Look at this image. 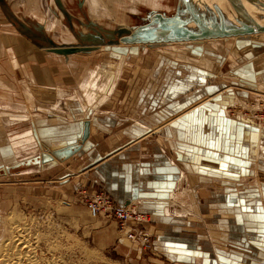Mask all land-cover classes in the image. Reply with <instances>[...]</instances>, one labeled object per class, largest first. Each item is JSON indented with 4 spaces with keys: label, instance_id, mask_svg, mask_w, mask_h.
I'll list each match as a JSON object with an SVG mask.
<instances>
[{
    "label": "crops",
    "instance_id": "1",
    "mask_svg": "<svg viewBox=\"0 0 264 264\" xmlns=\"http://www.w3.org/2000/svg\"><path fill=\"white\" fill-rule=\"evenodd\" d=\"M6 1L33 26L44 25L56 43L69 44L56 40L47 20H41L49 0ZM92 1L101 10L109 2ZM150 1H143L148 12L170 15L177 6L176 0H158L156 7ZM2 23L0 16V169L9 168L10 174L13 165L32 161L11 176H37L33 182L39 190L75 203L77 191L103 192L115 206L149 215L155 226L142 225L155 246L151 262L264 264V127L232 120L219 99L187 111L205 92L226 85L229 75L246 87L250 84L243 80L256 83L253 90L264 89V46L247 53L238 44L233 57L227 51L221 61L212 58L217 72L212 75L191 63L161 68L160 58L138 45H123L113 51L119 57L104 62L92 56L96 61L83 63L80 53L65 58L44 52ZM220 75L226 82L215 79ZM87 121L90 137L80 152L40 166L44 148L75 145ZM24 168L33 169L29 174ZM236 213L244 231L231 242L234 231L221 227L227 221L226 227L234 228ZM115 223L101 221L108 243L114 241ZM212 235L223 244L214 243ZM118 245L123 252L142 254L140 247Z\"/></svg>",
    "mask_w": 264,
    "mask_h": 264
},
{
    "label": "rangeland",
    "instance_id": "2",
    "mask_svg": "<svg viewBox=\"0 0 264 264\" xmlns=\"http://www.w3.org/2000/svg\"><path fill=\"white\" fill-rule=\"evenodd\" d=\"M82 1L83 0H70V1L68 0L67 2L64 3L67 9L69 10L70 14L71 13L74 14L76 17H78V19L82 20L84 23L86 21L85 18L83 17V13H86V15L89 17L91 21L102 23L103 27L110 30H114L117 26L129 27V26L142 25L143 19L145 16H147L148 13L146 9L150 8L145 4H143L144 0H122L121 2H117L116 0H113L111 2L110 0H108L109 2L107 3L106 1H104L103 5L104 7L106 6V9L103 8L102 10L100 9L99 6L97 7L98 4H94L92 0L90 1L87 0L85 1V3H83ZM190 1L191 3L193 2V0ZM150 2L151 4L154 3L155 5L154 7H156L159 3L158 0H152ZM175 3H177V6H175L173 13L170 14V16H172L178 11L177 7L179 5L182 6L183 8L182 5L183 0H176ZM245 6L249 8V2L245 1ZM131 9H133L134 11L139 10V12L137 11H136L137 13L134 11L130 12ZM54 11L57 12L58 16L57 15L55 16V14H53ZM124 11L126 13H123ZM128 11L130 12V14ZM168 11L171 10L168 9L167 12ZM44 15L46 16V18L44 17ZM0 16L3 22L2 24L3 25L6 24V26L9 27L8 28L9 32L17 33L19 35L17 30H15V28L9 24L6 17L3 15L1 9H0ZM263 16L264 15H262V17ZM41 17H42L41 20H47L46 29L50 31V33L54 36L56 40L58 39L59 41L68 42V43L75 41L72 31L70 30V28H68L67 19L58 10V8L54 3V0H49V2L44 3L43 15ZM74 26L77 30L85 31V29L82 28L77 23L76 20H74ZM24 42L27 43L25 40ZM190 43L193 42H188L183 44L190 45ZM238 44L239 46L240 44H242L243 46L244 42L240 40H238L237 42L235 41V44L233 42L232 47L237 46ZM169 45H174V44H169ZM162 46L163 45H159L158 47H155L153 45H147L145 51L156 55V49H159V47ZM190 46L191 47L194 46L193 48L196 49L204 46V49L206 51L200 50L199 53H201V55H203L202 51L206 53V55L204 54L205 59L210 63L211 68L209 69L206 66V64L199 63V61L198 62L191 61L192 63H194L191 64L195 66L201 65L202 68H205L207 69V71L216 74L217 73L215 71L216 64L213 63L212 58L218 61V58L227 55L226 52L227 46L225 47L224 44L222 45L212 44L211 42H205L199 45L194 44ZM119 47L123 48L124 46L123 45L101 46L98 49V51L86 53V55L82 53L78 55L82 57L83 63H87L91 61L92 58H94L92 56H95L99 60L104 62V60H106L107 58L119 57L113 54V51H116V49H119ZM43 51L45 52L46 50ZM88 54H90L91 56ZM157 57L160 58V60H162V61L159 60L161 68H165V69L169 68L170 62L171 63L173 62L174 63L173 65L181 64L187 66L188 64V63L182 64V62L180 63L181 60H177V59L171 61L170 59H167L166 57L160 54ZM92 61H96V60H92ZM222 78L225 77H222V75H220L215 79L217 80L221 79L223 82H226ZM227 89L229 90L225 91ZM246 89H249L252 92H254L253 90L254 87L250 88V86H248V88L247 87L241 88L238 84L236 85V83L234 82L232 83L228 81L226 85H224L218 91L212 92L213 91L212 90L207 94L205 92L203 96L200 95L201 97L195 100V103L199 102L198 105L196 106V104H194V106L190 107V110L188 109L187 111L189 112L191 111V109H193V107L196 108V107L204 106L205 104L210 106L211 103L217 102L221 92L235 93V94H239V96H243V99L244 97L247 98L246 93L248 90ZM49 92L50 93H48L47 96L49 97L48 99L51 98L53 99L54 98L53 91L50 89ZM256 93L260 94L259 92ZM40 94L43 93L41 92ZM113 99H118V96L117 97L114 96ZM233 111H237V110H233ZM230 114L231 113H229V116H231ZM88 115L89 117H91L90 114ZM46 149L49 150V148L47 147L44 148V151L42 152L41 156L46 154L47 152ZM39 154L40 153H38V155ZM37 161L42 167L46 165L42 163L40 156ZM25 162L30 163L32 161L26 160ZM25 162L23 161L18 163L17 165H13L12 166L13 170L15 172L19 171L17 170V168H19L21 165L27 164ZM32 169L24 168V171H27V173L30 174ZM14 171L12 173L10 172V174L3 173V175L10 176L8 179L5 180L0 179V220L3 221V223H0V234H2L4 238L10 236V231L5 230L6 225L8 224L7 222L8 220L6 219V217L14 210L13 216L16 217L17 219H19L18 216H20V222L24 231L23 234H25V236L27 237L26 239L29 241V244H31L33 249L32 254H30V259L32 260V262H30L31 264H157L155 262H151L150 260L152 259V255L154 253L153 251L155 247L153 245L154 244L153 238H151L153 245L151 247V250L150 249L145 250L144 249L145 247L142 246L138 241L134 243L130 239H128L127 235L124 232L120 231L121 228L119 225H118L119 227L117 226L115 220L109 217H104L102 215L96 218L88 213V209H86L87 206L84 199H85V195L90 196L91 194H89L87 190H83V191L80 190L76 192V198L79 201L77 203L73 201L71 202L70 200H68L69 198L66 199L63 196L51 197L50 195L48 196V192L46 193V191L43 190V188L42 190L44 191V193L41 189L39 190V188H41L39 184L33 182L34 178H38L37 176L27 175L25 176L26 178L15 180V176H11L14 174ZM3 175H1L0 178L3 177ZM99 193L104 194L103 192H99ZM65 202L68 203L69 205L65 204ZM134 211L147 216L146 224L148 225L151 224V226H155L153 223L154 221L153 218L151 217L149 218V215L137 210ZM101 221L106 223L107 222L115 223L116 233H115V238H112L114 241L110 243L106 241V237L104 233L101 232L102 230ZM240 221H241V216L240 214L237 215L236 213L233 221V224H235L234 228L228 225L226 227L225 224H228L227 221L226 223H223L224 227H221L223 229L225 228L226 230L231 229L232 233L234 231L233 233L234 239L232 241L230 240L231 242L238 241L240 238L239 233H242V231H244L242 227L238 226ZM204 222L206 224L208 221L204 220ZM205 224H203V227ZM143 226L144 225L142 224L137 226V230H139L141 233L147 231V230H143ZM210 238L214 243H218V244L221 243L219 245L223 244V242L217 241L218 239L217 235H212L210 236ZM253 240H258V239H253ZM225 241H228V239L225 238ZM118 242L121 244L127 243L133 249L140 247L142 249V252H140L142 253L141 256L140 255L138 256V254L136 255L134 252L131 253H128L127 251L123 252L120 249ZM236 245L244 248L243 249L244 253L248 252L246 251V249H249V247L247 246L245 247L244 243H238ZM210 253L211 252H206L205 257L210 258L209 257L210 255L207 256V254ZM141 257H145V259H147L148 262L145 263L141 261L140 260Z\"/></svg>",
    "mask_w": 264,
    "mask_h": 264
},
{
    "label": "water",
    "instance_id": "3",
    "mask_svg": "<svg viewBox=\"0 0 264 264\" xmlns=\"http://www.w3.org/2000/svg\"><path fill=\"white\" fill-rule=\"evenodd\" d=\"M202 1L196 0L195 5V3L189 4L190 0H183V8L179 5L178 11L172 16L160 11H150L144 17L142 25L117 26L114 30H110L91 21L86 13H83L86 21L84 23L74 14H70L63 0H54L58 10L67 19L68 28L73 33L75 41L69 44L56 43L46 32L44 25L33 26L28 20L22 19L14 13L6 0H0V9L9 24L21 36L35 44L39 49L43 48L49 53L65 58L76 53L95 52L101 46L119 44L145 46L159 43L200 42L206 39L243 37L264 33V16L262 17L264 9L254 12L252 15L249 11H252V8H245L243 5L246 1L251 5L253 4L257 9L260 6L264 7V0H241L240 2L228 0L235 11L242 13L244 21L248 22L246 26L239 22V25H230L228 18L229 15H232L231 9L227 8L223 1L205 0L203 5L201 4ZM207 3H210L211 6ZM74 20L85 31L77 30L74 26ZM192 23L196 24V29ZM89 126L90 122H85L84 132L80 140L75 145L54 150L49 154L50 160L62 162L80 152L89 139Z\"/></svg>",
    "mask_w": 264,
    "mask_h": 264
},
{
    "label": "bare ground",
    "instance_id": "4",
    "mask_svg": "<svg viewBox=\"0 0 264 264\" xmlns=\"http://www.w3.org/2000/svg\"><path fill=\"white\" fill-rule=\"evenodd\" d=\"M198 1H201V0H198ZM220 1H223L224 5L227 8L231 9L230 13L232 15H229V18H228L229 23H230L231 26L239 25V23L246 26V24L248 22L244 21V16L242 15V13H239L238 11H235L232 8V6L230 5L228 0H220ZM238 1L240 2L241 0H238ZM205 2L206 1L203 0L201 4L203 5ZM190 3H191V1L189 2V4ZM194 3L196 5V3H197L196 0H193V2L191 4H194ZM207 5L211 6L210 3H207ZM243 5H244L245 8H247V6H245V2L243 3ZM249 8L250 9L252 8V11L249 10L252 15L254 14V12H259L260 9H264V7H258L256 9V7L253 4L252 5L249 4ZM253 10H255V11H253ZM168 16H170V15H168ZM192 24L194 26L196 25L194 23H192ZM238 40L244 42L243 46L241 48H239L238 50L245 51V52L248 51L247 53H249V52H251L250 50L252 48H256L257 47L259 49V48H261V46H264V33L255 34V35H247V36H243V37H239L238 36V37H232V38L206 39V40H203V41H200V42H194V41H188V42H193V43H190V45H194V44L199 45V44H202V43H205V42H211L212 44H220V45L224 44L225 47L227 46L226 52L227 51L231 52L232 53L231 56L233 57L234 56L233 51H232L233 50V47H232L233 46V42L235 44V41L237 42ZM188 42H186V43H188ZM119 45H124V44H119ZM159 45H163V46L159 47V49H156V55L157 56L159 54L163 55L164 57H166L167 59H170L171 61H174V59L175 60L176 59L177 60H181L180 63L182 62V64H185V63L190 64L192 62H198L199 61V63L206 64V66L209 69L211 68L210 67V63L205 59L206 53H204V51H202L203 55L205 54L204 56L201 55V53H199L200 50H205L204 46L199 47L198 49H196V48H193L194 46L191 47L189 44L185 45L183 43H178V42H176V43L174 42V45H169L167 43H159V44H155L153 46L158 47ZM241 45L242 44H240V46ZM138 46H140V45H138ZM165 46H167V47H165ZM140 47H145V46H140ZM247 57H250V55L247 54ZM218 61H221V59L218 58ZM222 61H224V60H222ZM257 62H259V61H257ZM192 64H194V63H192ZM212 75H214V73H212ZM233 76L230 75V76L227 77L228 79H226V78L225 79L227 81H229V82H232V83L234 82V83L238 84L241 88H246V86H245L246 84L245 83L243 84V83L239 82L240 79L238 80V79L235 78V76L234 77ZM243 81L247 82V84H250V85H248V86H250V88H253V87L257 86L256 83L253 84V82H251L249 80L248 81L247 80H243ZM228 90L229 89H227L225 91H228ZM246 90H248L247 93H246V96L249 95V98H245L244 97V99H243V96H239V94L222 93L221 92V94L219 95L220 97H219L218 101L220 102L221 107L223 109H226L225 113H226L227 116H229V113H231V111L228 110V109L229 108L231 109V108L234 107L232 110H237V111H232V112H233V114H235V116H239L240 120H242L246 124H252L254 126L256 125V126L264 127V116L258 115L261 112L262 108L264 107V93H263L264 89H259L260 91L259 90L258 91L254 90V92H252L249 89H246ZM255 91L259 92L260 94H257ZM250 98H253V99H250ZM255 111H256V113H254ZM246 118L247 119L253 118V119L259 120L261 125L254 124L253 122H250V121L248 122V121H246ZM231 119L234 120V121L235 120L239 121L238 117H234V118H231ZM87 122H90V121H87ZM142 128H146L147 129V127H145V126H142ZM255 141L256 140H253L254 144H252V145H254L256 147L258 144L256 143L257 141L256 142ZM53 151L54 150L49 149V150H47L46 154L40 156L41 161L43 160L42 161L43 164H46V163H49V162H53V160H50V156H49V154H51V152H53ZM55 162H58V161L55 160ZM59 163H61V162H59ZM3 170H4V172H3L4 174L9 173V171H10L9 168H3V169L0 170V176H1V173H2ZM97 194L98 193L91 194L90 196L89 195H85V199L87 197H91V196H94V195H97ZM85 199H84V201H85ZM110 200H111V198H110ZM87 209L89 211V214L91 216H93V217H98V216H101V215L104 216V217H108L106 209L104 211L103 210L100 211L96 215H93V213L88 208V206H87ZM131 209H133V208H131V207H127L126 208V210H131ZM13 214H14V210H13L12 213H10L6 217V219L8 220L7 221L8 224L6 225V229L5 230L6 231H10V236L7 237V238L6 237L4 238L3 235L0 234V264H25V263L26 264H31L30 262H32V260L30 259V254H32V252H33L32 246H31V244H29V241L26 239L27 237L25 236V234H23L24 231H23V227H22L21 222H20V216H18L19 219H17L16 217L13 216ZM15 216H17V215H15ZM109 218L113 219L112 217H109ZM113 220H115V219H113ZM115 222L117 223V225L119 224L116 220H115ZM0 223H3V221L0 220ZM132 223H134V222H131V220L128 221V223H126L127 224L126 228L125 229L121 228L120 231L124 232L127 235L128 239H130L132 242L136 243V241L133 240L134 238L133 237L131 238V235L129 234V232H131V230H133V228L131 226ZM7 228H8V230H7ZM145 233L148 234L149 236H151L148 231H146Z\"/></svg>",
    "mask_w": 264,
    "mask_h": 264
},
{
    "label": "built area",
    "instance_id": "5",
    "mask_svg": "<svg viewBox=\"0 0 264 264\" xmlns=\"http://www.w3.org/2000/svg\"><path fill=\"white\" fill-rule=\"evenodd\" d=\"M234 108V107H233ZM233 108H229L228 110L231 111V118L234 117H238V119H240L239 116H235V114H233ZM226 110V109H225ZM256 113V111L254 112ZM246 114V113H245ZM261 116H264V107L262 108L261 112L258 114ZM246 121H250L253 122L254 124H258L261 125L259 120L253 119V118H246ZM85 203L88 206V208L91 210V212L93 213V215L98 214L100 211H104L106 209L107 211V216L108 217H112L113 219H115L119 224L120 228L125 229L128 221L131 220V222H134L131 224L133 230H131V232H129V234L131 235V238L133 237L135 241H138L142 246H144L145 250L151 249L152 247V237L149 236L148 234L141 233L139 230H137V226L147 222L146 218L147 216L142 215L140 213H137L136 211H134L133 209L131 210H126V206H121V207H117L115 206L114 202H112V200H110L109 196L107 194H102V193H98L97 195L91 196V197H87L85 199Z\"/></svg>",
    "mask_w": 264,
    "mask_h": 264
}]
</instances>
